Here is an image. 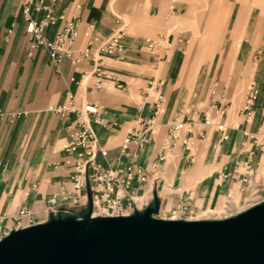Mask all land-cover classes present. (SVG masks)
Returning a JSON list of instances; mask_svg holds the SVG:
<instances>
[{"label": "crops", "instance_id": "1", "mask_svg": "<svg viewBox=\"0 0 264 264\" xmlns=\"http://www.w3.org/2000/svg\"><path fill=\"white\" fill-rule=\"evenodd\" d=\"M254 1L57 0L53 6L55 16L65 12L67 19L74 17L79 21L74 57L86 46L85 32L90 25H94V35L101 41L109 39L113 31L125 29L124 52L120 58L104 59L103 69L110 79L99 90L95 87L91 61L73 66L72 59L67 58L57 71L44 48L31 51L21 0H0V239L16 228L12 218L22 209L31 211L36 223L45 222L49 218V199L58 195L63 185L71 188L73 169L67 163L69 153L65 147L78 122L74 114L62 116L56 112L67 105L68 94L74 96V108L84 114L100 147L108 151L107 157L98 154L96 161L114 170L130 164L142 169L147 182L140 183L135 178L130 189L136 198H145L150 205L156 193L161 206L190 208L193 203L208 209L216 197L215 187L221 188L220 193L226 197L232 185L219 180V172L224 166L233 167L237 159L244 161L243 143L250 142L249 134L264 129V96L247 120L243 103H233L227 87L214 78L208 93L210 103L202 102L194 94L195 78L191 75L196 72L194 68L189 71L191 43L200 41L204 28H217L218 33L225 35L224 40L217 41L211 39L213 35L206 36L209 43H259L256 29L261 26ZM32 17L40 20L44 13H33ZM63 26L59 23L50 27L46 37L54 39ZM233 27L240 29L238 39L226 40L230 36L228 29ZM159 37L163 38L162 43L149 49L148 41ZM100 44L96 43L94 48ZM216 84L219 92L212 97ZM160 97L164 100L163 114L158 117L163 126L160 133L142 151L130 146L126 156L121 150L126 137L141 121L155 114ZM213 102L226 109L224 117L215 116ZM88 107L96 108L102 124L96 122L97 115L85 113ZM208 111L216 122L225 124L228 140L224 141L219 132L209 133V128L202 125ZM191 120L195 122L192 134H188L189 127L185 125L180 141L171 148L168 125ZM202 130L206 131L205 139L198 138ZM208 135L210 147L216 148L215 143L229 142L232 137L234 146H238L235 155L218 168L198 163L200 140L204 142ZM186 137L195 142L189 152L182 144ZM219 151L218 148L215 153ZM190 157H194V162ZM259 158L262 162L264 154ZM209 172H215L218 184L210 183ZM169 187L174 191H164ZM196 188L200 189L197 194Z\"/></svg>", "mask_w": 264, "mask_h": 264}, {"label": "built area", "instance_id": "2", "mask_svg": "<svg viewBox=\"0 0 264 264\" xmlns=\"http://www.w3.org/2000/svg\"><path fill=\"white\" fill-rule=\"evenodd\" d=\"M56 2L57 0H21V13L26 22V31L31 37L30 50L33 51L40 47L44 48L48 52L57 71H59L62 61L67 58L72 59L73 66H77L82 61H91L94 65L92 75L95 79L96 89L101 90L105 88L107 80L110 77L104 72V59L121 57L124 52L122 41L126 35L125 29H117L113 31L109 39L101 41L98 36L94 35V25H90L85 32L88 42L82 50L78 51V56L74 57V47L79 36V21L74 17L70 20L67 19L65 12L59 17L55 16L53 14V6ZM77 8L79 9L80 7ZM33 13H44V17L36 20L32 17ZM59 23H64L61 31L56 34L54 39H48L46 31ZM162 40V37H159L158 40H149L148 48L153 49L157 47L162 43ZM96 43H101L97 49L94 48ZM118 88L124 90L122 86ZM218 92V85L216 84L211 93L212 97L217 96ZM258 97V86L255 81H252L248 87V93L242 109L247 116V120L252 116ZM221 98H224L223 94ZM68 100L67 105L57 109L56 112L62 116L74 114L78 122L77 130L70 136L69 143L65 147V150L69 153L67 163L73 169V179L70 189H67L63 185L58 195L49 199L46 210L48 215L57 214L60 211L74 214L82 212L87 206V179H89L93 195V217H121L131 215L136 209L144 210L148 206V200L144 198L141 201H137L138 198L135 197V193L130 192L135 178L140 183L147 182V177L143 174L142 169L130 164L124 168L114 170L98 163L96 156L100 154L102 157H107L108 151L100 147L96 134L91 130L88 120L83 118L84 114L74 108V96L68 94ZM159 100L155 114L149 119L141 121L138 128H135L126 137L121 146L122 153L126 156L130 154V146H135L142 151L151 143L153 136L160 131L158 116L164 100L161 97ZM211 109L214 110L217 117L221 118L226 115V109L217 107L214 102L211 105ZM85 113L97 115L96 122L102 124V120L95 107L86 108ZM185 125L189 127L187 128L188 134H192L191 128L195 126V122L192 120L186 124L168 125L169 146L171 148H174L178 141H180V135ZM202 125L206 128H214L216 132L221 133L224 141L229 139L225 124L216 122L209 111L204 114ZM205 137L206 131L202 130L198 133V138L205 139ZM249 138L250 142H245L242 145V155H245V160H235L233 167L224 166L218 175V179L223 183L232 185L227 193L228 200L232 199L231 191L235 185L238 186V190L242 195H249V199L246 198L245 201L252 205L247 206L244 210L264 201V168L263 173L260 174L262 162L259 158L260 155L264 154V129H260L255 135L249 134ZM182 144L188 152L191 150L190 138L186 137ZM134 157L136 156L133 155ZM190 158L191 162H194V157ZM126 198L127 200L124 203V199ZM138 203H143L140 208L138 207ZM191 213L189 207L185 205L174 207L170 211L174 219L188 220L183 217H186L188 214L191 215ZM237 213L228 215L224 213V217H213V219H224ZM33 215L31 211L22 209L17 216L12 218L16 224L15 229L38 224ZM25 220L26 224H24Z\"/></svg>", "mask_w": 264, "mask_h": 264}, {"label": "water", "instance_id": "3", "mask_svg": "<svg viewBox=\"0 0 264 264\" xmlns=\"http://www.w3.org/2000/svg\"><path fill=\"white\" fill-rule=\"evenodd\" d=\"M87 206L60 211L0 239V264H264V201L224 219L155 217L158 195L144 210L93 217Z\"/></svg>", "mask_w": 264, "mask_h": 264}, {"label": "rangeland", "instance_id": "4", "mask_svg": "<svg viewBox=\"0 0 264 264\" xmlns=\"http://www.w3.org/2000/svg\"><path fill=\"white\" fill-rule=\"evenodd\" d=\"M253 4L256 9L255 15L260 19V21L258 22V26L261 27L256 29V31L259 32V36L261 40L259 43H253V44H247V43L240 44V43H227V42L209 43V40L207 39L208 37L206 36H210V35H213L211 37L212 40H216V41L224 40L223 37L225 35H221V33H218L220 29L217 28L202 29V32H204V34H202L203 36L200 38V41L198 40L192 41L191 45L193 47V51L190 53L189 71L191 72V69L194 68L196 72L195 73L193 70L195 75H191L192 78H195L194 94L197 97H199L202 102L206 100L207 103L209 100L210 103L211 99L208 98V93H209L211 81L214 78L219 79L221 81V84L227 87L228 91L227 89L226 91L228 92L229 99H231L233 103L244 104L248 93V87L252 81L256 82L258 89L260 90L259 91L260 96L258 97V100L260 97H262V94L264 96V0H255ZM233 14L243 15V12L242 13L234 12ZM228 30H229V34L227 35L230 36L226 37L225 38L226 40L238 39L240 29H236V28L234 29L233 27ZM242 109H243V105H242ZM163 111L164 110L161 107V111L158 117H160L163 114ZM159 125L161 131L163 126L160 123ZM160 131L158 133H160ZM214 131H215L214 128H209V133H215ZM208 140H209V135L207 137V140H205L204 142L203 140H200L201 146L198 155L199 159L198 158L197 159L199 160L198 163L200 162L201 166L210 167L212 165H215L216 166L215 168H218L222 163H225L226 161L230 160L235 155V151L238 148V146L237 147L234 146L235 140L233 139V137L229 142L226 143L223 142L221 144H218V142L215 143L217 146L216 148L215 147L213 148V146L210 147L211 144L210 145L208 144L209 142ZM191 143L193 149L195 142L192 141ZM224 144L225 146H223ZM218 148L220 149V151L216 154L215 152ZM226 154H228V156ZM171 159H173V157ZM203 159L204 162L202 161ZM215 172H213V174L212 172L208 173L209 175H211L210 183H213V185L216 182ZM262 173H263V168L260 169V174ZM174 189L169 187V188H165L164 191L166 192H168V190L174 191ZM199 190H200L199 188H196L195 193L197 194ZM233 190H236L240 195L239 202L237 205L238 207L237 208L232 207L230 203H227V208L224 209L227 212L225 214H235L238 211L244 210L247 206L250 205L245 201L246 198L249 199V195H242L238 190L237 185L233 186ZM159 191H161V188H159ZM220 191H222L221 188H219L218 186L215 187L216 197L214 199L212 207L208 209H216L218 204H221V198L224 196L222 195L223 193H220ZM138 205L141 206L142 203H138ZM192 205L193 206L189 208L192 212L191 215L188 214L186 217L183 218L201 220V219H213V217H216L213 216L212 214H208L205 216V212L208 210L206 206H199V205L194 206L193 203ZM176 206H172L171 204L167 206L162 205L161 211L155 217L161 219H171L174 216L170 214V211ZM223 214L224 213H222L221 218L224 217Z\"/></svg>", "mask_w": 264, "mask_h": 264}, {"label": "bare ground", "instance_id": "5", "mask_svg": "<svg viewBox=\"0 0 264 264\" xmlns=\"http://www.w3.org/2000/svg\"><path fill=\"white\" fill-rule=\"evenodd\" d=\"M251 18V17H250ZM249 18V19H250ZM256 21V20H255ZM254 25H255V23H254ZM253 29V28H252ZM250 32V31H249ZM171 34V33H170ZM253 35V34H252ZM259 39V38H258ZM251 42V41H250ZM254 43V42H253ZM249 59V58H248ZM171 61V60H170ZM248 62V61H247ZM176 67V66H175ZM178 68V67H177ZM247 73V72H246ZM254 74V73H253ZM178 77V76H177ZM246 77V76H245ZM244 78V77H243ZM235 132V131H234ZM208 142V141H207ZM226 143V142H225ZM209 144V143H208ZM208 146V145H207ZM223 146H225V144L223 145ZM191 149H192V145H191ZM208 151V150H207ZM204 155V154H203ZM205 155H206V153H205ZM225 155V154H224ZM227 156H228V154H226ZM219 157H220V155H219ZM204 158V157H203ZM218 160V159H217ZM203 162H204V159L202 160ZM213 161V160H212ZM225 161V160H224ZM209 163V162H208ZM204 164V163H203ZM220 164V163H219ZM209 167V166H208ZM262 168H264V159H263V161H262ZM196 169H197V167H196ZM207 169H209V168H207ZM201 170V169H200ZM197 171V170H196ZM198 173V172H197ZM183 174V173H182ZM200 174V173H199ZM206 175V174H205ZM203 176V175H202ZM213 177V176H212ZM203 178V177H202ZM209 178V177H208ZM202 181V180H201ZM196 184V183H195ZM194 184V185H195ZM192 186V185H191ZM193 189V188H192ZM168 191H170V190H168ZM207 193V192H206ZM203 195V194H202ZM239 197H240V195H239V193L236 191V190H232L231 191V200L229 201L228 200V198H227V196L226 197H222L221 198V204H218V206L216 207V209H208L206 212H205V216L206 215H208V214H212L213 216H216L217 218H219V217H221V215H222V213H227L224 209L225 208H227V203H230V205L232 206V207H238L237 205H238V202H239ZM138 198V197H137ZM220 198V197H219ZM142 199H138L137 201H141ZM201 200V199H200ZM218 203V202H217ZM197 205V204H196ZM250 205H252V204H250ZM249 205V206H250ZM169 208V207H168ZM201 211V210H200ZM199 212V211H198ZM238 212H240V211H238ZM201 215V214H200ZM228 215V214H227ZM169 220H177V219H174V218H172V219H169ZM189 220V219H188ZM190 220H199V219H190Z\"/></svg>", "mask_w": 264, "mask_h": 264}]
</instances>
